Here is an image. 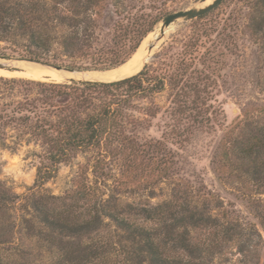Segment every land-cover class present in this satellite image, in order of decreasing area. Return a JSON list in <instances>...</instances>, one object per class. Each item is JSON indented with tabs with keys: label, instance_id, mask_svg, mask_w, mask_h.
<instances>
[{
	"label": "trees",
	"instance_id": "16d2710c",
	"mask_svg": "<svg viewBox=\"0 0 264 264\" xmlns=\"http://www.w3.org/2000/svg\"><path fill=\"white\" fill-rule=\"evenodd\" d=\"M101 1L0 0V44H5L0 46V58L77 72L124 65L159 21L129 35L127 28H120L122 41L97 51L107 19ZM254 8L249 33L258 38L264 53V0H255ZM64 57L72 59L69 65ZM146 68L109 83L0 77V94L13 96L11 103L0 105V120L32 128L47 148L52 169L40 168L36 185L53 178V167L79 152L129 145L125 131L134 119L126 112L127 103L137 95L178 86L172 77L151 78ZM260 133L237 143L235 153L258 187L256 194L264 195V133ZM100 170L98 162L94 171ZM101 187L80 183L60 203L53 201L55 197L34 199L27 219L13 216L18 197L0 184V249L7 251L6 257L0 255V264H31L24 256L32 254L25 249L24 238L37 239L38 255L45 250L51 256L48 264H208L245 231L215 196L201 197L189 185H178L156 204L124 201L123 191ZM107 191L112 194L106 196ZM252 210L264 229V205Z\"/></svg>",
	"mask_w": 264,
	"mask_h": 264
},
{
	"label": "rangeland",
	"instance_id": "374dc122",
	"mask_svg": "<svg viewBox=\"0 0 264 264\" xmlns=\"http://www.w3.org/2000/svg\"><path fill=\"white\" fill-rule=\"evenodd\" d=\"M254 3L223 0L204 18L172 24L144 68L151 78L172 77L178 86L170 84L161 93L137 95L127 103L126 112L134 119L126 126L127 146L116 143L111 148L79 152L53 167V178L36 185L39 169H52L46 160V146L32 128L0 120V184L18 197L13 216L28 219L34 199L55 197L53 201L60 203L84 182L103 190L117 188L123 191L124 201L152 204L171 196L178 185H189L201 197L215 196L245 229L242 238L225 246L208 264H264V229L252 210L262 209L264 195L256 194L258 187L251 183L235 153L237 143L264 133V53L258 38L249 33ZM101 5L107 19L100 34V52L104 45L113 47L115 41H122L119 32L124 31H118L120 28H127L129 35L135 28L159 21L136 55L145 41L159 35L165 17L201 6L202 0H102ZM62 59L66 65L72 60ZM16 61L20 60L0 58L5 64L0 77L71 82L32 79L40 75L24 70L21 64L26 63ZM81 75L74 76L83 78ZM12 99L0 94V105ZM98 162L101 170L95 172ZM110 194L107 191L106 196ZM23 240L32 253L31 257L24 255L31 264L51 261L45 250L38 255L36 238ZM0 255L6 257L7 251L0 249Z\"/></svg>",
	"mask_w": 264,
	"mask_h": 264
},
{
	"label": "bare ground",
	"instance_id": "6f19581e",
	"mask_svg": "<svg viewBox=\"0 0 264 264\" xmlns=\"http://www.w3.org/2000/svg\"><path fill=\"white\" fill-rule=\"evenodd\" d=\"M211 1L212 0H208L204 5L209 4ZM149 43L147 41H145L143 43L141 49L138 51V53H136V55H134L133 58L129 62L124 64L123 66L116 68V69H113L111 71L88 73L81 79L110 80V81H112V80H118V79H121L124 77L134 75L136 72H138L142 69V67L147 62V60L149 59V57L151 55V53L147 50V45ZM142 49H143V51H142ZM140 53H141V55H140ZM19 63H23V62H19ZM21 66L23 67L24 70H27L30 73H34V74L40 75V76H49V77H52L54 79H59V80L65 79V81L70 80L72 78L78 79V77H75L74 75H72L70 73L59 72L57 70L49 69V68L43 67L41 65L35 64V63L21 64ZM81 77H82V75H81Z\"/></svg>",
	"mask_w": 264,
	"mask_h": 264
},
{
	"label": "water",
	"instance_id": "95a60500",
	"mask_svg": "<svg viewBox=\"0 0 264 264\" xmlns=\"http://www.w3.org/2000/svg\"><path fill=\"white\" fill-rule=\"evenodd\" d=\"M207 1L208 0H202V5L201 6H197V7L189 8V9H186V10H183V11L175 12V13H172V14L168 15L167 17H165L163 19L162 25L160 27V34L157 35L156 38L153 39L147 45V50L152 54L154 52V50L156 48H158L161 43L164 42V40L166 39V36H167V31L172 26V24H174L175 22H177L179 20H192V19L198 18V17H200V16H202L204 14H207L210 11L214 10L216 7H218V5L223 0H212L209 4L204 5ZM19 62L35 63V64L41 65V66L49 68V69H54V70H57V71L63 72V73H70L72 75L82 74L83 77L86 74L89 73V72H77V71H71V70L62 69V68L50 67V66H47V65H44V64H40V63H36V62H30V61H16L14 63H19ZM11 63H13V61H11ZM145 64H144V66H145ZM3 66H5V64L0 62V69H4ZM144 66L142 67V69L140 71H138L134 75H131V76H128V77H124V78H121V79H118V80L110 81V80H94V79H81V78L76 79V78H72L69 81H71V82L72 81H85V82H105V83H109V82L119 81V80H123V79L129 78V77L135 76V75L139 74L144 69Z\"/></svg>",
	"mask_w": 264,
	"mask_h": 264
}]
</instances>
